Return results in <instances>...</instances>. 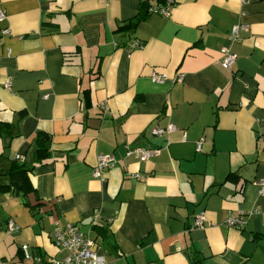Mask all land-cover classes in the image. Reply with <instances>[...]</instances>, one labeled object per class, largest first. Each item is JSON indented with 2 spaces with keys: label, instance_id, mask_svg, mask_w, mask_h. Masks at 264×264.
<instances>
[{
  "label": "crops",
  "instance_id": "crops-1",
  "mask_svg": "<svg viewBox=\"0 0 264 264\" xmlns=\"http://www.w3.org/2000/svg\"><path fill=\"white\" fill-rule=\"evenodd\" d=\"M167 2L0 0V188L18 154L31 186L0 190L2 261L62 259L55 226L77 224L105 264H264V0H174L136 22ZM135 148L160 152L141 162ZM101 155L118 162L104 180ZM255 209L245 230L227 226Z\"/></svg>",
  "mask_w": 264,
  "mask_h": 264
},
{
  "label": "built area",
  "instance_id": "built-area-1",
  "mask_svg": "<svg viewBox=\"0 0 264 264\" xmlns=\"http://www.w3.org/2000/svg\"><path fill=\"white\" fill-rule=\"evenodd\" d=\"M109 1V0H106ZM250 0H241L243 4H247ZM175 4L174 0H168L165 6L151 7L149 9L150 14H160L163 16H169L172 6ZM7 18L6 12L0 9V22L5 21ZM248 26L244 24H239L233 26L230 32V40L232 42H237L240 40V34L243 31H247ZM4 34H9L10 30L6 29L3 31ZM140 42H135L132 45L133 49L142 48ZM221 65L225 70H231L236 63V55L233 54L230 47H225L221 50ZM183 74H180L175 78L176 82L183 81ZM168 76L164 74H159L154 72L151 76V80L154 83H164L168 80ZM6 88L11 89V83H6ZM104 109L107 111L108 108L105 106ZM178 129L175 125L170 124L165 128H154L152 130V135L154 137H164L167 134L176 132ZM204 138H201L197 142V150H201ZM159 150H151L146 148H135L129 150V154L134 156L136 159L141 162L148 161L152 156L159 154ZM15 160L19 163L25 161V157L22 155H16ZM117 160L113 155H101L98 158V162L93 170V177L95 179L104 180L105 174L108 170H111L117 165ZM135 178L142 179L140 175H134ZM259 186V196L264 197V179L261 180L258 184ZM258 209L253 210L249 214H238L231 215L227 218L226 224L230 228H235L237 230H245L248 225V220L253 216L259 214ZM97 217V216H96ZM95 217V220L97 219ZM94 220V221H95ZM206 215L205 213L199 214L197 216L195 226L197 228L203 229L205 227ZM7 232L9 234L18 233L21 230V227L16 224L13 220L7 222ZM54 245L61 251L66 252V256L62 259L52 258L46 264H105V260L98 253L99 245L96 240H94L88 233L84 232L80 226L77 224H67L61 226L56 224L54 232ZM24 251H26L27 246H23ZM0 264H8L0 259Z\"/></svg>",
  "mask_w": 264,
  "mask_h": 264
},
{
  "label": "trees",
  "instance_id": "trees-1",
  "mask_svg": "<svg viewBox=\"0 0 264 264\" xmlns=\"http://www.w3.org/2000/svg\"><path fill=\"white\" fill-rule=\"evenodd\" d=\"M148 14H149V10L144 11V13L137 18L136 22L146 18ZM2 127L3 126L1 125V128ZM9 181H10V184L8 186L0 188V190L5 189L7 187H12L16 190L27 192V191H30L31 189L30 179H29V170L25 167V165L17 161L14 162L11 167V170L9 172Z\"/></svg>",
  "mask_w": 264,
  "mask_h": 264
}]
</instances>
